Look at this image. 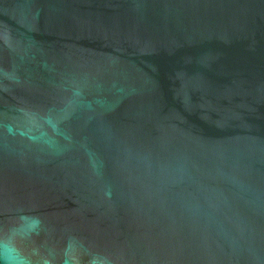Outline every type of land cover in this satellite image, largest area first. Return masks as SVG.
Segmentation results:
<instances>
[{"label":"water","instance_id":"water-1","mask_svg":"<svg viewBox=\"0 0 264 264\" xmlns=\"http://www.w3.org/2000/svg\"><path fill=\"white\" fill-rule=\"evenodd\" d=\"M20 210L110 264H264V0H0Z\"/></svg>","mask_w":264,"mask_h":264},{"label":"clouds","instance_id":"clouds-1","mask_svg":"<svg viewBox=\"0 0 264 264\" xmlns=\"http://www.w3.org/2000/svg\"><path fill=\"white\" fill-rule=\"evenodd\" d=\"M42 231L41 219L23 210L13 222H0V264H110L106 258L87 253L82 242L71 238L57 251L37 239ZM76 247L85 252L79 260L73 255Z\"/></svg>","mask_w":264,"mask_h":264}]
</instances>
